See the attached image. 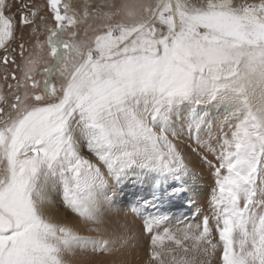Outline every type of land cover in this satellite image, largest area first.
Wrapping results in <instances>:
<instances>
[{"label": "snow or ice", "instance_id": "obj_1", "mask_svg": "<svg viewBox=\"0 0 264 264\" xmlns=\"http://www.w3.org/2000/svg\"><path fill=\"white\" fill-rule=\"evenodd\" d=\"M0 68V264L121 252L125 189L147 264H264V0H0Z\"/></svg>", "mask_w": 264, "mask_h": 264}, {"label": "rangeland", "instance_id": "obj_2", "mask_svg": "<svg viewBox=\"0 0 264 264\" xmlns=\"http://www.w3.org/2000/svg\"><path fill=\"white\" fill-rule=\"evenodd\" d=\"M154 1L155 0H142V2L152 3H154ZM239 1L236 0V2ZM27 2L34 7L40 8L43 12V0H27ZM113 2L119 4L122 2V0H113ZM92 3L101 5V0H92ZM103 10L109 11V9L107 8H103ZM13 11L15 12V9H13ZM18 18L19 17L17 16V19ZM102 23V21L97 20L92 23L90 27L87 24L82 26L80 30L81 36L84 35L85 30H87L88 36L94 35L95 32L99 30V27ZM22 35L25 40L29 39V33L27 30H25ZM40 39L43 40L44 37H41ZM2 74V68H0V76H2ZM0 83H2V81H0ZM189 144H192V142L184 138L183 146L186 147ZM192 146L195 147L194 144ZM193 158L194 162L197 164L195 171L200 178V182L198 185L200 189V196L194 199L190 204H177V206L171 209V211L168 213L170 222L167 226L172 228L173 230H175L178 225L182 226L181 222L198 223L200 221L202 215L206 214V200L210 197L211 189L214 186V176L212 172L207 168L206 165H203L199 161V158L195 156ZM113 199L114 206L119 210V216L113 217L112 219H118L127 224L128 232L126 233V235L129 241L128 246L124 250L113 256L97 254L95 257L90 259L66 257L68 264H112L113 261L115 262V264H147L149 240L141 231L142 220L140 216L137 214V212L133 211V208L135 207L134 197L132 196L130 191L125 189L124 191H118L117 193H115L113 195ZM52 214L54 218L62 220L65 223H68L70 226L77 227L81 235H97V233L89 231L88 226H85L82 222H79L74 215L68 214L66 210L53 209ZM166 259L170 260V257H166ZM212 264H216L215 258L212 259Z\"/></svg>", "mask_w": 264, "mask_h": 264}, {"label": "bare ground", "instance_id": "obj_3", "mask_svg": "<svg viewBox=\"0 0 264 264\" xmlns=\"http://www.w3.org/2000/svg\"><path fill=\"white\" fill-rule=\"evenodd\" d=\"M239 1V0H238ZM155 2V1H154ZM240 2H247V3H259L260 0H240L239 2L237 3H240Z\"/></svg>", "mask_w": 264, "mask_h": 264}, {"label": "flooded vegetation", "instance_id": "obj_4", "mask_svg": "<svg viewBox=\"0 0 264 264\" xmlns=\"http://www.w3.org/2000/svg\"><path fill=\"white\" fill-rule=\"evenodd\" d=\"M44 1V0H43Z\"/></svg>", "mask_w": 264, "mask_h": 264}]
</instances>
